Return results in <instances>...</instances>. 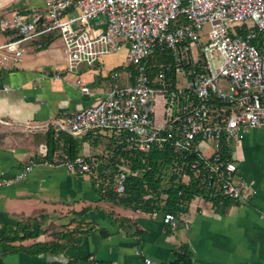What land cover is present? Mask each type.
<instances>
[{
    "label": "built area",
    "instance_id": "1",
    "mask_svg": "<svg viewBox=\"0 0 264 264\" xmlns=\"http://www.w3.org/2000/svg\"><path fill=\"white\" fill-rule=\"evenodd\" d=\"M179 17L188 23L171 28ZM206 24L210 29L204 35ZM0 31L15 34L0 41L1 69H12L21 61L29 43L57 34L66 66L54 73L55 79L62 72L76 73L82 63L92 65L127 48L126 85L115 81L96 104L41 125H25L27 129L54 128L75 137L106 129L140 151L170 145L179 157L196 152L218 183L213 188L214 181H208L209 197L216 191L231 199L246 195L250 183L235 178L234 147L250 129H264V0H46L42 13L29 17L17 11L0 17ZM165 49L178 63L175 87L167 78L170 64L159 65L155 58L158 71L154 76L150 72L155 66L150 64L151 56ZM182 60L190 66L188 71ZM82 91L89 93L86 86ZM203 142L213 147L211 156L202 151ZM38 151L46 157L48 144L39 145ZM44 162L93 179L99 166L96 155ZM35 165L31 162L17 174L1 177L0 187L24 181ZM127 177L124 167L113 177V190L120 196L125 194ZM183 179L189 181L190 176L184 173ZM181 214L166 212L164 222L176 227ZM144 263L176 264L149 257Z\"/></svg>",
    "mask_w": 264,
    "mask_h": 264
},
{
    "label": "crops",
    "instance_id": "2",
    "mask_svg": "<svg viewBox=\"0 0 264 264\" xmlns=\"http://www.w3.org/2000/svg\"><path fill=\"white\" fill-rule=\"evenodd\" d=\"M45 6L46 0H0V17L17 11L31 17ZM14 37L0 31L1 42ZM28 46L12 69L0 68V178L36 163L24 181L0 187V262L145 264L149 257L186 264L181 258L186 254L189 264H264L263 128L250 129L234 147L235 178L250 183L246 195L229 200L196 196L171 227L164 222L165 213L150 214L102 198L91 176L46 164L47 156L38 148L47 143L49 130L25 127L96 104L115 81L126 85L127 48L55 79L54 73L66 66L58 35L42 36ZM84 86L89 93L82 91ZM109 139L86 135L81 153L96 155ZM213 152L211 148L208 156ZM22 225L32 233L24 240L18 238L24 233ZM5 237L18 239L7 242ZM51 243L57 244L53 251L24 250Z\"/></svg>",
    "mask_w": 264,
    "mask_h": 264
},
{
    "label": "trees",
    "instance_id": "3",
    "mask_svg": "<svg viewBox=\"0 0 264 264\" xmlns=\"http://www.w3.org/2000/svg\"><path fill=\"white\" fill-rule=\"evenodd\" d=\"M186 23H188V20L185 17H179L171 28H174L176 24ZM155 58L159 59V65L164 63L172 66V70L167 73V78L171 86L175 87L179 83L176 71L178 63L173 58L171 51L167 49L155 51L150 58L151 65H155L153 62ZM181 64L186 71L189 70L190 66L185 60H182ZM159 65L151 67L152 76L157 73ZM192 77H194L193 74L190 78ZM109 131L106 129L91 130L81 137H75L51 128L47 133L49 152L46 159L53 161L56 156H61V159H73L79 155H84L81 151L86 135L91 134L97 137L108 135L110 138L109 142L105 146L103 145L101 152L96 154L99 166L97 167V177L93 179L94 186L102 198L150 214L161 212L184 213L185 206L194 197L209 196L208 181L213 180V188L218 187L215 178L210 177L209 167L205 159L198 153L188 152L185 156L179 157L175 155L170 145L163 147L154 146L148 151H140L129 147L125 143H121L120 139L115 137V133L112 131L108 133ZM94 145H98V142L94 143ZM223 153L228 156L225 148H223ZM120 167L128 170L126 191L122 196L113 190V177ZM184 173L190 176L189 181H184ZM97 182H99V185H97ZM103 188L106 189L105 193L102 191ZM213 198L231 199L224 195L222 191H216ZM21 229L24 230L23 235L18 237L21 240L32 235L31 232L27 231L26 225H22ZM18 238L5 237V241H14ZM53 244L57 245L56 243H51L50 246H44L43 248V245L36 244L32 247H24V250L39 254L54 249L52 248ZM2 249L8 251L9 247L4 245ZM181 258L185 260L186 264H189L190 260L186 254L181 255ZM0 264L7 263L3 260Z\"/></svg>",
    "mask_w": 264,
    "mask_h": 264
},
{
    "label": "rangeland",
    "instance_id": "4",
    "mask_svg": "<svg viewBox=\"0 0 264 264\" xmlns=\"http://www.w3.org/2000/svg\"><path fill=\"white\" fill-rule=\"evenodd\" d=\"M210 29V25L206 24L203 27V33L204 35H206L208 33ZM126 50L125 48L121 49L119 52L121 53V51ZM193 52L195 53L194 57L195 59L198 57V47L196 45H194L193 47ZM109 133H111V131H109ZM202 145V151L204 152L205 155H209L208 153L210 152V149L213 148L211 147L209 144H205L204 142L201 144Z\"/></svg>",
    "mask_w": 264,
    "mask_h": 264
}]
</instances>
